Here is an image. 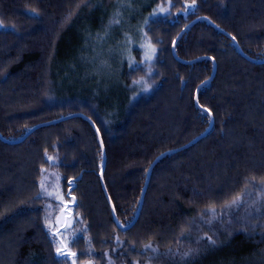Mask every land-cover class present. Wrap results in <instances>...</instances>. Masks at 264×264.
Masks as SVG:
<instances>
[{
	"label": "trees",
	"instance_id": "trees-1",
	"mask_svg": "<svg viewBox=\"0 0 264 264\" xmlns=\"http://www.w3.org/2000/svg\"><path fill=\"white\" fill-rule=\"evenodd\" d=\"M122 1L0 0L2 135L89 116L106 151L107 191L128 224L152 161L210 125L195 101L212 74L210 57L216 75L199 103L213 125L154 166L126 230L103 190L101 141L85 118L45 125L18 143L0 139V264H264V63L243 57L206 19L176 44L179 57L194 61L172 51L180 31L206 16L264 58V0H147L138 21L153 53L134 48L111 91L72 83L87 36L106 32ZM61 199L70 206L64 219ZM62 220L73 258L59 253L49 228Z\"/></svg>",
	"mask_w": 264,
	"mask_h": 264
},
{
	"label": "rangeland",
	"instance_id": "rangeland-1",
	"mask_svg": "<svg viewBox=\"0 0 264 264\" xmlns=\"http://www.w3.org/2000/svg\"><path fill=\"white\" fill-rule=\"evenodd\" d=\"M146 2L147 0H124L120 2L111 14V22H107L110 26L106 32L99 31L95 34L94 31L90 32L87 36L88 44H86L89 53L86 52V54H81L79 58L77 57L75 66L77 76L72 83L80 87L92 85L99 90L111 91L119 84V73L124 61H132L131 54L134 48L143 49L145 53L148 52V56L151 55L150 50L153 53L151 44L149 45L143 39L142 26L138 21ZM93 36L95 38L92 39ZM53 188L56 192V188L54 186ZM45 190L54 192L52 188L48 187H45ZM59 205V210L64 219L70 208L69 202L61 199ZM60 218L61 214L59 215ZM49 228L58 243L59 253L73 258V252L68 244L72 235L66 229L64 220L55 226L50 223ZM82 264H94V262L87 261Z\"/></svg>",
	"mask_w": 264,
	"mask_h": 264
},
{
	"label": "water",
	"instance_id": "water-1",
	"mask_svg": "<svg viewBox=\"0 0 264 264\" xmlns=\"http://www.w3.org/2000/svg\"><path fill=\"white\" fill-rule=\"evenodd\" d=\"M199 19H206L208 20L214 27L216 28H219L222 32H224L225 34L229 35V37L236 43L241 55L243 57H245L246 59L254 62V63H257V64H262L264 63V58H255V57H251L249 56L248 54H246L241 46L238 44L237 40L235 39V37H233L232 35H230L229 33H227L225 30L221 29L218 25H216L212 20H210L208 17L206 16H200L198 17L197 19L191 21L190 23H188L181 31L180 33L177 35V37L175 38V40L173 41V44H172V51H173V55L175 56L176 59H178L179 61L183 62V63H189V62H192L194 60H189V59H182L181 57H179L177 55V52H176V44L178 42V40L180 39V37L184 34V32L187 30V28H189L190 26H192L193 24H195ZM210 59L213 61V64H214V67H213V71H212V74L209 78L205 79L203 82H201L197 89H196V94H195V101L196 103L203 109L205 110L206 112H208L210 114V125L209 127L201 134H199L198 136H196L194 139H192L191 141H189L188 143L180 146V147H177V148H174V149H170V150H167L165 152H163L162 154H160L158 157H156L151 165L149 166V169H148V173H147V177H146V180H145V184H144V187H143V190H142V193H141V198H140V203H139V207L137 209V212H136V215L135 217L133 218V220L128 223V224H122L119 220H118V217L116 215V212H115V208H114V205H113V202L109 196V193L107 191V188H106V185H105V181H104V171H105V168H106V161H107V157H106V151H105V148H104V144H103V140H102V136H101V133L97 127V125L95 124V122L89 117L87 116L86 114L82 113V112H75V113H71V114H68V115H65V116H62V117H59L57 119H54V120H50V121H46V122H41V123H38L36 125H34L33 127H31L24 135H22L21 137L19 138H16V139H9V138H6L2 135L1 131H0V139H2L4 142H7V143H18V142H21L23 141L29 134H31L35 129L37 128H40V127H43L45 125H49V124H53V123H57V122H60V121H63V120H66V119H69V118H72V117H76V116H81L83 118H85L87 121H89L92 126L94 127V129L96 130V132L98 133V136H99V139L101 141V146H102V149H103V164H102V167H101V171H100V177H101V183H102V187H103V190L105 192V195L110 203V206L112 207L113 209V213H114V217H115V221L118 225L119 228L123 229V230H126V229H129L131 228L135 222L138 220L139 218V215H140V212H141V209H142V205H143V202H144V198H145V194H146V191H147V188H148V185H149V182H150V178H151V174H152V171H153V168L154 166L159 162V160L161 158H163L164 156H166L168 153L170 152H176V151H179L181 149H184L190 145H193L194 143H196L197 141H199L200 139H202L203 137H205L208 132L210 131L212 125H213V115L212 113L204 108L203 106L200 105L199 103V90L200 88L205 85L206 83L210 82L213 80V78L215 77L216 75V70H217V63L215 61V59L213 57H210Z\"/></svg>",
	"mask_w": 264,
	"mask_h": 264
},
{
	"label": "snow or ice",
	"instance_id": "snow-or-ice-1",
	"mask_svg": "<svg viewBox=\"0 0 264 264\" xmlns=\"http://www.w3.org/2000/svg\"><path fill=\"white\" fill-rule=\"evenodd\" d=\"M136 83H139V81H137Z\"/></svg>",
	"mask_w": 264,
	"mask_h": 264
}]
</instances>
